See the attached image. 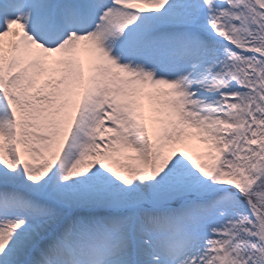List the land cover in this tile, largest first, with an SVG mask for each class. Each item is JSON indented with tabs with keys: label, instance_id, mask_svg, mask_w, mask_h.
Instances as JSON below:
<instances>
[{
	"label": "snow or ice",
	"instance_id": "6c2138e0",
	"mask_svg": "<svg viewBox=\"0 0 264 264\" xmlns=\"http://www.w3.org/2000/svg\"><path fill=\"white\" fill-rule=\"evenodd\" d=\"M0 264H264V0H0Z\"/></svg>",
	"mask_w": 264,
	"mask_h": 264
}]
</instances>
